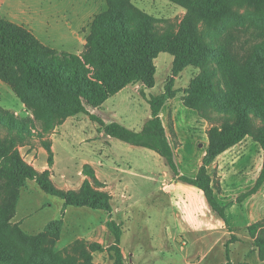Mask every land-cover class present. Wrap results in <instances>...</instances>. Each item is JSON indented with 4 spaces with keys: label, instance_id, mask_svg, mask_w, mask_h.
<instances>
[{
    "label": "rangeland",
    "instance_id": "obj_1",
    "mask_svg": "<svg viewBox=\"0 0 264 264\" xmlns=\"http://www.w3.org/2000/svg\"><path fill=\"white\" fill-rule=\"evenodd\" d=\"M133 4L152 15L160 30L171 28L178 31L187 13L185 7L170 0H133ZM107 8V0H0V16L32 28L38 38L49 46L76 54L85 49L94 16ZM198 30L213 46L232 39L235 51L243 56L256 43L264 41V10L249 3L236 2L224 21L217 25L200 22ZM173 59L168 52H161L155 59L157 72L153 88L140 83L129 84L100 107L90 108V111L105 122L117 121L128 128L141 130L151 114L148 99L164 91L173 76ZM199 72L200 68L188 66L175 77L174 87L179 89V93L168 100L161 111L178 169L189 177H195L203 163L211 129L221 128L234 119L219 108V102H208L201 112L184 104L182 97L185 90L191 78ZM219 85H224L223 79L219 80ZM0 107L28 121L31 132L19 145V151L37 170H52L51 178L57 187L79 189L85 179L92 180L82 172L83 165L92 160L97 164H92L99 174L97 178L104 183L100 189L112 195L111 212L68 206L66 224L53 247L56 251L64 253L78 239L99 242L108 247L113 243L114 236L106 222L112 217L123 228L120 246L125 251L127 264H190L189 256L204 252L206 259L203 262L197 263V259L192 263L224 264L227 260L226 244H223V232L227 226L216 225V228L209 225L223 219L211 209L203 192L180 180L155 151L106 135L99 130L100 124L84 113L60 122L57 118L51 127H47L44 119L37 118L27 107L23 109V102L1 80ZM253 121L257 129L262 120L254 116ZM6 134L7 129L0 127V136ZM244 139L249 140L246 146L250 147L255 157V136ZM52 144L56 160L55 165L50 167L48 146L52 148ZM101 158L106 166L103 169L99 166ZM207 168L216 197L225 205L229 225L236 234L244 237L237 244L238 251L246 255L250 264H264L258 252L250 250L252 244L249 238L245 239L250 235L248 224L264 216V186L262 192L246 206H230L235 203L236 196L229 193L227 179L222 181L216 169ZM251 181L250 176L242 177L241 190L251 187ZM0 184L3 185V182L0 181ZM1 201L5 199L0 191ZM254 204L260 209H256ZM63 208L62 198L46 193L36 181L29 180L19 188L16 212L11 221L21 224L20 227L27 233L37 234L49 221L64 218ZM202 232L206 234L205 238L200 237ZM259 236L264 237V228ZM112 254L107 250L95 252L93 263H112ZM72 255L78 258V263L85 264L80 251ZM242 255L232 253L230 257L237 264L244 260L240 259Z\"/></svg>",
    "mask_w": 264,
    "mask_h": 264
},
{
    "label": "trees",
    "instance_id": "obj_2",
    "mask_svg": "<svg viewBox=\"0 0 264 264\" xmlns=\"http://www.w3.org/2000/svg\"><path fill=\"white\" fill-rule=\"evenodd\" d=\"M170 1L187 9L178 31L158 29L155 18L134 6L133 0H107L108 8L94 16L85 49L79 54L59 51L42 42L26 26L0 16V80L11 87L37 118L44 119L47 127H51L57 118L60 122L84 113L98 122L99 130L106 135L155 151L180 180L201 190L211 209L227 221L225 205L216 197L207 167L219 154L247 136L254 135L264 152V41L239 56L232 39L213 46L200 34L198 26L200 22L221 23L230 15L236 2L264 10V0ZM161 52L173 55V76L164 91L148 99L151 118L141 130L128 128L117 121L105 122L90 111L129 84L141 83L153 88L157 72L155 59ZM188 66L200 68L201 72L191 78L182 97L184 104L201 112L208 102H219V108L234 118L221 128L211 129L209 145L195 177L180 173L161 117L163 106L179 93L174 87L175 77ZM221 79L224 85L218 86ZM254 116L262 120L257 129L254 128ZM0 127L7 129V134L0 136V181L3 182L0 191L5 199L0 203V264H81L72 255L79 251L85 264H94L93 254L105 250L113 252V262L98 264H127L120 246L123 228L112 217L106 222L114 236L111 245L105 247L99 242L78 239L64 253L53 248L64 227L63 217L49 221L37 234H29L18 223H12L19 188L29 180L36 181L46 193L62 198V213L67 206L111 212L112 195L100 189L104 183L89 163L83 165L82 172L92 180L85 179L79 189L57 187L49 169L37 170L19 151V145L31 132L28 121L0 107ZM48 151L51 167L54 165L51 146ZM263 185L264 159L255 185L238 200H245ZM262 228L261 220L251 224L248 230L263 260L264 237L259 236ZM233 238L236 237L226 243V264H233L228 248Z\"/></svg>",
    "mask_w": 264,
    "mask_h": 264
},
{
    "label": "crops",
    "instance_id": "obj_3",
    "mask_svg": "<svg viewBox=\"0 0 264 264\" xmlns=\"http://www.w3.org/2000/svg\"><path fill=\"white\" fill-rule=\"evenodd\" d=\"M1 17H4V16H1ZM8 19L13 20V21H15V22H17L19 24L24 25L20 21H16V20H14L12 18H8ZM29 29H31L33 31L32 28H29ZM24 108H26V105L23 103V109ZM149 118H151V114L149 115ZM248 143H249L248 139H243L238 144L232 146L231 148H229L226 151H224L221 154H219L216 157V159L214 160V162L211 165H209V168H213L214 170L215 169L217 170L218 174H220V176L222 177V181H224L225 178L227 179V185H228L229 193L232 194V196H236L234 198L235 203H233V205H230V206H236V205H240L241 207L246 206L248 203L251 202V200H253V198H255L263 190V186L264 185L256 193H254L251 196L247 197L245 200L240 202L237 199L242 193L248 191L251 187H253L255 185L256 180L258 179V177L260 175V172L262 170V167H263L264 152H263L262 147L260 146V144L258 142H255V144H253V148L256 151V156L254 157V154L250 150V147L246 146V145H248ZM52 149H53L52 151H54V153H55L54 144H52ZM100 154H102V152ZM55 160H56V157H55ZM55 160H54V165H55ZM103 163H104V161L101 158L99 160V166L101 167L100 169H103L104 167H106V166L103 165ZM89 164H91V165L94 164L95 166L97 165L95 163V161H92V160L89 161ZM94 165H92L93 168H94ZM95 171H96V169H95ZM51 173H52V170H51ZM96 175H97V171H96ZM98 176H99V174L97 175V177ZM244 176H250L251 180H252L251 181V183H252L251 187H247L246 186L247 188H246L245 191L241 190V188H243L242 187V185H243L242 184V177H244ZM51 177H53L52 174H51ZM53 182L55 183L54 180H53ZM254 207H256V209H258V210L260 209V208L257 207V204H254ZM67 208H68V206L65 209L64 226L66 224L65 215H66ZM263 219H264V216L262 218H257V220L253 221L252 223H249L248 227L251 224H253L255 222H258V221H261ZM19 223H21V222H19ZM209 225H211V226L215 225L216 228H217L216 225H219V226L223 225V227L227 226V228L223 232V234H224V238L223 239L225 240V242L223 244H226L228 241H230V239H232L233 236L236 237V238H233V240H231L232 242L229 243V247L228 248H229V258H230V260H231L230 255L232 253H237L239 256L242 255L238 251L237 244L240 243L244 239V237L243 236L241 237L238 234H236V231L229 225L228 217H227V221H225L223 219L222 221H218L216 223L215 222H211V224H209ZM63 229H64V227H63ZM202 230H204V229H202ZM217 230H219V229H217ZM214 231H216V230H214ZM260 231H261V229H260ZM259 232H258V234H259ZM249 234H250V232H249ZM199 236H200V234L198 235V238H199ZM200 237H202V238L204 237L205 238L206 234L204 232H202ZM248 238H249V240L251 241V244H252L250 250L254 251V252H258V255H259V249L254 244V238L251 235H249V237L245 236V239H248ZM216 239L218 240L220 238H216ZM225 248H226V254H227V247H225ZM123 252H124V255H125V251H123ZM130 255H133V254L130 253ZM259 258H260V255H259ZM205 259H206V252H204L202 255L197 254V253L193 254V255L189 256V258H188V260L191 262L190 264H194L192 262L195 261V260H197V263H199V262H203ZM240 259H244V260L238 262L237 264H240L241 262H246L247 264H250L248 262V260H246L247 258H246L245 254H243ZM260 260L264 261V259L262 260L261 258H260ZM226 262H227V260L224 261V264H226ZM231 262L233 264H235L232 260H231Z\"/></svg>",
    "mask_w": 264,
    "mask_h": 264
},
{
    "label": "water",
    "instance_id": "obj_4",
    "mask_svg": "<svg viewBox=\"0 0 264 264\" xmlns=\"http://www.w3.org/2000/svg\"><path fill=\"white\" fill-rule=\"evenodd\" d=\"M133 264H135V263H133Z\"/></svg>",
    "mask_w": 264,
    "mask_h": 264
}]
</instances>
